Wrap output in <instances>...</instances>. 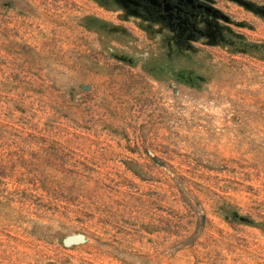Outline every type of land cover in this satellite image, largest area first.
Segmentation results:
<instances>
[{"label": "rangeland", "instance_id": "rangeland-1", "mask_svg": "<svg viewBox=\"0 0 264 264\" xmlns=\"http://www.w3.org/2000/svg\"><path fill=\"white\" fill-rule=\"evenodd\" d=\"M214 6L0 0V264H264V0Z\"/></svg>", "mask_w": 264, "mask_h": 264}, {"label": "flooded vegetation", "instance_id": "flooded-vegetation-1", "mask_svg": "<svg viewBox=\"0 0 264 264\" xmlns=\"http://www.w3.org/2000/svg\"><path fill=\"white\" fill-rule=\"evenodd\" d=\"M129 1V0H121ZM137 0H130V2ZM147 2L156 9L157 15L178 30L193 34V21L198 16L217 15L214 0H138Z\"/></svg>", "mask_w": 264, "mask_h": 264}, {"label": "water", "instance_id": "water-1", "mask_svg": "<svg viewBox=\"0 0 264 264\" xmlns=\"http://www.w3.org/2000/svg\"><path fill=\"white\" fill-rule=\"evenodd\" d=\"M79 237L78 235H72V236H68L65 238L64 240V243L68 244V243H71V242H77L79 241Z\"/></svg>", "mask_w": 264, "mask_h": 264}]
</instances>
